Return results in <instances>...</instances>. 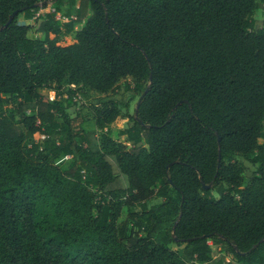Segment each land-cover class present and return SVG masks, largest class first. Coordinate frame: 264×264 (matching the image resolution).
<instances>
[{"label": "trees", "instance_id": "trees-1", "mask_svg": "<svg viewBox=\"0 0 264 264\" xmlns=\"http://www.w3.org/2000/svg\"><path fill=\"white\" fill-rule=\"evenodd\" d=\"M40 3L75 18L30 37ZM260 3L0 0V264H210L208 241L233 257L215 264H263ZM124 78L132 113L108 95ZM89 91L97 135L68 111Z\"/></svg>", "mask_w": 264, "mask_h": 264}, {"label": "rangeland", "instance_id": "rangeland-1", "mask_svg": "<svg viewBox=\"0 0 264 264\" xmlns=\"http://www.w3.org/2000/svg\"><path fill=\"white\" fill-rule=\"evenodd\" d=\"M90 13L91 11L89 9L88 15ZM21 18H22L21 15H19V19ZM253 19H254V29H258L264 25V4L260 3L258 5L257 9L253 13ZM27 35L30 37L39 38V39L43 38V35L41 33L34 32L32 29H29V31L27 32ZM73 42H75V39L73 38L72 33H62L60 34L59 39H58V44L61 46H65ZM118 83H119V89L116 92L108 93V95L115 97L120 102L127 103L129 112L132 113L135 108L136 102L138 100V95L133 93L132 91H127V92L124 91L125 86L128 84L132 85V82L130 78H124V79H120ZM39 92L43 95L44 100L46 101L53 102V101L58 100V98L55 96L54 91L50 89H46V88L39 89ZM102 96H104V94H98L93 91L87 92L86 96L79 95L76 97L74 101L75 104L71 106L68 110L70 114H74L77 111L86 114L88 117V120L83 123V127L87 132H92V131L93 133L95 132V135L99 134V130L95 128L93 121L90 119L91 114H90V111L88 110V105L92 103H97L98 99ZM127 125H128V119L126 118L115 119L109 126V129H110L109 135L117 139L119 142L124 143L128 147H130L132 143L127 141L126 136L118 135V131L127 127ZM35 138L40 141L43 140L42 134L41 135L36 134ZM258 143L262 144L263 139H259ZM142 144H144V142H142ZM68 158L69 157H66L64 159H68ZM65 165L66 163L63 164V166ZM248 177H249V173L245 172L244 173V183L248 181ZM119 180H120L119 184H123V180L121 178H119ZM116 186L117 184L113 185L112 187H116ZM160 201L161 199L157 198V199L149 200L147 203L148 205H153V204H158ZM210 245L212 246V249L214 251V255H213V258L210 264H215V262L218 261L219 259L223 260L224 262H229L230 260H232L233 257L231 254L218 251L217 248H215L212 245V242L210 243ZM262 256H263V264H264V251L262 252Z\"/></svg>", "mask_w": 264, "mask_h": 264}, {"label": "built area", "instance_id": "built-area-1", "mask_svg": "<svg viewBox=\"0 0 264 264\" xmlns=\"http://www.w3.org/2000/svg\"><path fill=\"white\" fill-rule=\"evenodd\" d=\"M52 12L54 13V18L61 23L68 22L69 19H74L75 17L72 16L71 18L66 17L65 15L61 14L60 12L56 11L54 7H52L50 4H47V6H43L42 3L39 4V7L32 11V14L29 18H21L19 19V23L22 25L29 26L30 29H32L34 32H38V27L41 21L44 19V16L46 13ZM44 138V135H42ZM211 243L210 241L208 242Z\"/></svg>", "mask_w": 264, "mask_h": 264}, {"label": "water", "instance_id": "water-1", "mask_svg": "<svg viewBox=\"0 0 264 264\" xmlns=\"http://www.w3.org/2000/svg\"><path fill=\"white\" fill-rule=\"evenodd\" d=\"M15 14H17V11L13 12V13L10 15L9 20L7 21V23H6L4 26H6L8 23L11 22V20H12V18L14 17ZM179 103H180V102H179ZM138 104H139V101H138V103H137V106H138ZM205 188H208V186H205Z\"/></svg>", "mask_w": 264, "mask_h": 264}]
</instances>
